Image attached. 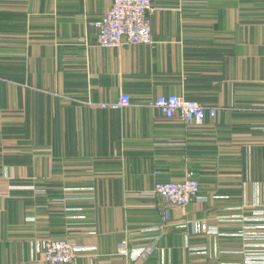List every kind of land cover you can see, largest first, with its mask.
Wrapping results in <instances>:
<instances>
[{"label":"crops","instance_id":"obj_1","mask_svg":"<svg viewBox=\"0 0 264 264\" xmlns=\"http://www.w3.org/2000/svg\"><path fill=\"white\" fill-rule=\"evenodd\" d=\"M113 2L0 0V264H47V238L84 246L73 264H250L238 233L264 210V0H152L151 44L101 47ZM123 93L129 106L101 107ZM169 94L218 114L167 119L154 103ZM188 172L199 196L163 229L155 184ZM161 234L146 261L119 254Z\"/></svg>","mask_w":264,"mask_h":264},{"label":"built area","instance_id":"obj_2","mask_svg":"<svg viewBox=\"0 0 264 264\" xmlns=\"http://www.w3.org/2000/svg\"><path fill=\"white\" fill-rule=\"evenodd\" d=\"M154 10L152 0H114L112 6L96 22L97 44L106 48L151 44L150 16ZM130 104V95L123 93L117 102L103 103L101 107L121 109ZM154 105L165 118L178 119L186 126L202 125L207 118H214L218 114L216 107L206 106L177 94L160 95ZM200 189V182L193 172H188L181 181L156 182L154 192L161 200L159 208L163 229L171 225L172 210L176 208L186 210L188 205L198 198ZM259 214L261 216L251 218L250 221L253 224L238 233L244 240V249L241 252L245 254L250 264H264V210H261ZM184 226V223L178 225V227ZM203 228H206L205 224ZM209 232L217 233L218 231L210 229ZM161 236L162 234L152 238L149 243L138 248H132L128 241H123L119 254L146 261L158 252ZM39 248L47 264H73L86 250L84 246L66 238L44 239Z\"/></svg>","mask_w":264,"mask_h":264}]
</instances>
